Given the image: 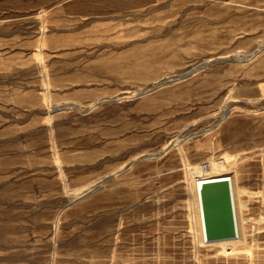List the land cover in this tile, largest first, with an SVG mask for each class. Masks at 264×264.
I'll list each match as a JSON object with an SVG mask.
<instances>
[{
    "label": "rangeland",
    "instance_id": "374dc122",
    "mask_svg": "<svg viewBox=\"0 0 264 264\" xmlns=\"http://www.w3.org/2000/svg\"><path fill=\"white\" fill-rule=\"evenodd\" d=\"M0 264H264V0H0Z\"/></svg>",
    "mask_w": 264,
    "mask_h": 264
},
{
    "label": "water",
    "instance_id": "95a60500",
    "mask_svg": "<svg viewBox=\"0 0 264 264\" xmlns=\"http://www.w3.org/2000/svg\"><path fill=\"white\" fill-rule=\"evenodd\" d=\"M209 187L208 193L216 192L215 189L219 190L221 192V195L218 197H208L206 200V209H207V216H208V229L210 238H222L224 236L232 234V221H231V213H230V205H229V196H228V186L226 183L221 184H209L207 185ZM226 207V215L222 216L223 207ZM227 218V225L224 227L225 230H228L226 233H222L221 236L213 237L211 235V226L214 227V229L219 228V224L221 223V220L223 221Z\"/></svg>",
    "mask_w": 264,
    "mask_h": 264
}]
</instances>
